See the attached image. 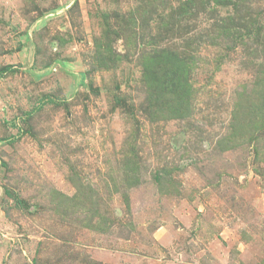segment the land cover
Returning <instances> with one entry per match:
<instances>
[{"label": "rangeland", "instance_id": "1", "mask_svg": "<svg viewBox=\"0 0 264 264\" xmlns=\"http://www.w3.org/2000/svg\"><path fill=\"white\" fill-rule=\"evenodd\" d=\"M0 264H264V0H0Z\"/></svg>", "mask_w": 264, "mask_h": 264}, {"label": "trees", "instance_id": "2", "mask_svg": "<svg viewBox=\"0 0 264 264\" xmlns=\"http://www.w3.org/2000/svg\"><path fill=\"white\" fill-rule=\"evenodd\" d=\"M186 2V0H185ZM181 12H179L180 14ZM150 42V41H149ZM186 52L178 51L177 50H170L168 52H159L157 50H153V53H151L150 51L146 52V54L142 55V59L144 60L143 64H144V68H146V63L148 65V62L153 61L154 63H156L157 65H164V64H171L170 68L167 71H163L161 78H163V80L159 77L158 79V87L159 90L156 88L155 89L159 91V93L161 95H163L164 92H166L165 87L166 86H171V87H183L184 84L182 83V81H184V72H187L186 68L183 67V64H186L190 61V58L186 57ZM162 80V82H160ZM161 90L163 92H161ZM7 194H9V196L13 197L12 193L10 194L7 190H6Z\"/></svg>", "mask_w": 264, "mask_h": 264}]
</instances>
